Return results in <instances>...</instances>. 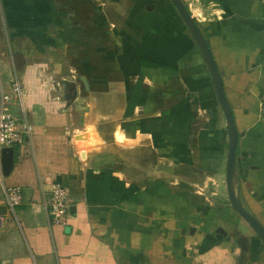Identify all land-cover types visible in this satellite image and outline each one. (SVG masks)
<instances>
[{"label": "crops", "instance_id": "1", "mask_svg": "<svg viewBox=\"0 0 264 264\" xmlns=\"http://www.w3.org/2000/svg\"><path fill=\"white\" fill-rule=\"evenodd\" d=\"M183 2L234 112L242 199L264 223V0ZM15 72L32 131L9 175L1 153L0 264H264L256 233L246 251L192 238L206 191L226 187L228 130L171 0H0V93ZM51 183L68 190L66 224L45 207Z\"/></svg>", "mask_w": 264, "mask_h": 264}, {"label": "water", "instance_id": "2", "mask_svg": "<svg viewBox=\"0 0 264 264\" xmlns=\"http://www.w3.org/2000/svg\"><path fill=\"white\" fill-rule=\"evenodd\" d=\"M197 43L209 69L211 79L215 88L216 96L225 114L228 130V151L226 161V190L231 207L251 226L255 233L264 243V224L260 219L245 205L240 185L237 167V148L239 142V131L235 122V116L231 104L227 98L222 74L214 59L213 53L207 39L197 24L196 17L191 14L183 0H171ZM84 78V77H83ZM13 147L4 148L2 151V168L4 175H9L14 166ZM217 232L224 235L226 230L220 226Z\"/></svg>", "mask_w": 264, "mask_h": 264}, {"label": "built area", "instance_id": "3", "mask_svg": "<svg viewBox=\"0 0 264 264\" xmlns=\"http://www.w3.org/2000/svg\"><path fill=\"white\" fill-rule=\"evenodd\" d=\"M13 97L20 107V112L12 109ZM31 131L32 127L25 114L24 88L17 72H15L12 91L0 93V158L4 148L24 143ZM49 193V198L44 203L52 224H66L71 214L67 188L60 183H51ZM5 197L9 208L14 210L23 200L21 187H6Z\"/></svg>", "mask_w": 264, "mask_h": 264}, {"label": "rangeland", "instance_id": "4", "mask_svg": "<svg viewBox=\"0 0 264 264\" xmlns=\"http://www.w3.org/2000/svg\"><path fill=\"white\" fill-rule=\"evenodd\" d=\"M206 192L210 197V202L206 204L209 207V211L200 215V218L194 221V225L197 226V231L201 233L199 232L197 234V238L196 236L192 238H195L199 244L204 243V240H206L211 245L228 244L235 248L240 246L246 251L249 247V239L251 235H254L255 231L231 207L223 177L220 181L218 180V184H215L212 188L210 187ZM219 226H222L227 231V236L216 232ZM186 237H188L187 234ZM232 255L234 256V254Z\"/></svg>", "mask_w": 264, "mask_h": 264}]
</instances>
